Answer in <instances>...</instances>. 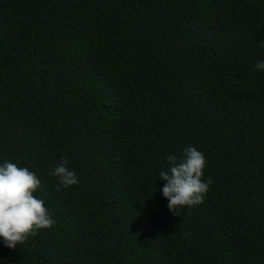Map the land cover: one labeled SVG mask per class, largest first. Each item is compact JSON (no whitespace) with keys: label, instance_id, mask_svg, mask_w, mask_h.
Segmentation results:
<instances>
[{"label":"trees","instance_id":"16d2710c","mask_svg":"<svg viewBox=\"0 0 264 264\" xmlns=\"http://www.w3.org/2000/svg\"><path fill=\"white\" fill-rule=\"evenodd\" d=\"M262 42L264 0H0V165L56 221L0 264H264ZM188 145L213 183L174 216Z\"/></svg>","mask_w":264,"mask_h":264},{"label":"clouds","instance_id":"9594fccd","mask_svg":"<svg viewBox=\"0 0 264 264\" xmlns=\"http://www.w3.org/2000/svg\"><path fill=\"white\" fill-rule=\"evenodd\" d=\"M264 47V42L261 43ZM258 71H264V60L256 64ZM168 171H161L159 179L166 181L161 189L168 200L167 208L174 215H181L184 207L200 205L213 183L209 177L204 180V169L207 160L196 147L188 145L183 149L179 159L169 155ZM69 161L62 157L60 162L49 173L58 180L64 190L79 184L75 171L68 167ZM41 181L27 167H18L12 162L0 165V237L6 247L16 249L23 245L30 236L39 230L51 229L56 221L51 217L42 199L34 196ZM189 236V232H184Z\"/></svg>","mask_w":264,"mask_h":264}]
</instances>
